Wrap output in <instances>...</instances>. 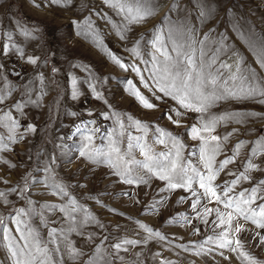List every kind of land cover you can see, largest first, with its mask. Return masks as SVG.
I'll return each mask as SVG.
<instances>
[{"label":"rangeland","instance_id":"374dc122","mask_svg":"<svg viewBox=\"0 0 264 264\" xmlns=\"http://www.w3.org/2000/svg\"><path fill=\"white\" fill-rule=\"evenodd\" d=\"M141 2L153 13L131 22L105 0H0V264H12L6 245L21 235V209L25 214L19 227L25 233L32 230L50 249L59 245L53 260L60 264H89L97 248V264H248L241 252L264 264V243L259 242L264 229L234 214L229 238L239 239L243 248H220L216 236L223 229L216 227L215 210H230L215 198L201 196L193 209L197 196L182 186L168 188L155 170L140 171L143 182L128 184L123 163L114 168L105 157L93 155L102 151L106 156L117 146L129 164V156L140 164L151 163L140 151L146 144L161 162L179 160L188 175L195 178V168L207 176L204 141L191 129L202 128V120L250 114L219 120L214 131L200 135L221 138L204 154L213 157L217 194L222 197L223 186L238 180L230 198L257 188L251 207L264 205V97L238 99L224 92L240 84L231 76L250 78L254 72L264 83V67L253 54L264 49V0H136ZM157 33L173 56L175 44L195 51L197 65L203 66L202 90L220 97L205 113L185 109L156 90L153 55L163 59L152 45ZM209 74L216 77L215 84ZM193 77L196 87L195 73ZM137 91L156 107L144 108ZM12 121L17 123L14 130ZM158 136L164 143L156 142ZM212 144H218L214 156ZM228 158L232 162L220 170ZM249 161L253 168H248ZM54 184L63 186L67 195L57 194ZM191 187L197 195L204 191L196 182ZM72 200L77 211L76 225L70 228L67 213L60 209ZM52 205L56 207H46ZM85 214L92 220L80 226ZM238 224L243 228L237 234ZM53 229L55 244L48 243ZM256 233L260 235L254 239ZM125 240L137 243L115 253L112 245ZM69 248L82 254L72 259Z\"/></svg>","mask_w":264,"mask_h":264},{"label":"snow or ice","instance_id":"6c2138e0","mask_svg":"<svg viewBox=\"0 0 264 264\" xmlns=\"http://www.w3.org/2000/svg\"><path fill=\"white\" fill-rule=\"evenodd\" d=\"M52 3H59V0H52ZM106 4H109L113 7H117L120 12L125 13V19L129 20L131 22H139L142 20L147 19L152 13L153 9L150 7L145 6L142 2L136 3V0H131L129 3L128 0H105ZM204 15V13H201ZM169 38L172 36V30H169L168 33ZM175 44V41H173ZM152 45L155 48V52L159 53L160 57H163V59H159L155 54L153 55V59L156 61L153 65V78L156 80V90L160 93H163L165 96H171L172 99L177 101V103L188 110H194L196 112H199L201 114L205 113L210 106V103L214 99H219L220 97L216 96L215 92L213 91L211 94H205V92L201 88V82L204 79V72H203V66H198L195 56V51L190 46H185L181 44H175V47H173L172 51L175 52V56H173L166 48L164 42L161 40L160 35L157 33L155 34V39L152 41ZM256 55L257 62L260 63L261 67H264V49H261L259 52L254 51L253 53ZM203 55V52L201 50V56ZM113 60L117 64H119L120 67L125 68L126 66L115 56L112 57ZM29 63L35 64L36 59L29 58ZM222 68H227V65H221ZM139 72V70L137 69ZM193 73H195L196 76V87H193ZM219 75V74H217ZM210 80L209 82L212 84L216 83V77L211 76L209 74ZM143 79V77H141ZM231 81L235 82L237 79H239L240 84L237 85L236 89H228L225 88L224 92L233 98L243 99V98H252L256 96L264 97V83H261L258 81L255 77V73L252 72L250 78L244 77V76H231L229 78ZM73 90H72V96L73 98H76L78 95V91L76 89V81L73 79ZM227 83V81L225 82ZM147 87V84L145 85ZM136 97L138 98L139 102L142 104V106L146 109H154L156 107L155 104L150 102L146 97L141 95L138 91L134 93ZM159 98V97H157ZM3 101V96L0 95V102ZM195 101V103H194ZM19 105L17 108L19 109ZM176 115H180L179 112L176 113ZM247 115L250 114H234L233 117H218L213 118L208 121L202 120V128L193 127L191 129V132L194 137H199L201 140L204 141L205 147L201 149L202 157L206 159V166L208 170L207 176H205L203 173L198 171L195 168H192V172L195 173V178L193 176L188 175V169H186L182 163L177 161H167L166 163L161 162L157 158H155L154 154H152V149L149 148L146 144L142 145L140 148L141 154L145 156L146 161H150L151 163H143L140 164L138 161H135L134 158L129 156V159L132 161L131 164H129L128 160H125L123 154L121 153V150L119 147L114 146L112 151L105 154L102 151H97L94 153V156L97 157H105L109 160L112 167H117V163H123L124 168L122 170V176L124 179V182L128 184H135L137 182H143L142 176H140V171L146 170L147 173H153L155 170L156 175H158L159 179L167 181L168 188L174 189L177 187H185L192 191V194L194 196H197V199L192 203L191 207L193 209L196 208L197 204L200 203V197H211L215 198L216 202L223 205L225 209H229L227 213L220 212L219 209L216 211V227L222 228L223 230L217 234L216 240L218 241V247L220 248H232L233 251H235L237 248H243V244L239 239H230L229 234L230 230L232 229V220L234 218V214L237 217L243 218L244 221H250L251 224L255 225L257 228L264 229V205L257 206V208H252L251 205L256 201L257 199V188H253L250 192L247 194L241 193L238 198H230L228 196L229 191L231 190L232 186L236 183H238V180H235L232 182V184H225L223 186V193L222 197L221 195H218L215 189L212 186V181L214 180L215 176L217 175L216 172L212 170V156H205L204 154L209 151L208 145L211 142H217L221 138L219 136H211L210 139H205L200 133L203 132H212L215 129V125L219 120L222 119H232L235 117H241V119ZM165 117L169 120H172V122L176 125H179V121L173 120V117L170 114H165ZM9 120L12 118L10 116H7ZM240 122V121H238ZM139 125V122H137ZM12 130L17 127V123L15 121H12ZM145 129L147 128V125H144ZM28 130H34L33 126H28ZM157 132L160 133L161 136L168 135L167 133H164L163 130L157 129ZM89 144L92 141V136L89 135L87 137ZM158 143H164V140L160 139V137H157ZM262 144H264V141H261ZM129 148L132 147L131 144L128 145ZM218 150V144H212L211 145V151L213 153V156L215 152ZM85 153H81V155H84ZM257 153L253 152L252 155L255 156ZM179 153H177V156ZM168 154H164V159L167 160ZM91 158V157H90ZM102 162V161H100ZM232 162L231 158L225 159L221 166L220 170H223V168ZM133 165H137V169L133 168ZM254 165L251 163V161L248 162V168H253ZM136 172L135 178L133 177L132 173ZM230 175H232L230 173ZM244 179H248L247 176H244L241 174ZM196 182L199 185V188L203 189L204 191L202 193H199L197 195V190L193 189L191 185ZM264 184V181L261 182ZM56 188L57 194L66 196L67 193L64 190L63 186L60 185H52ZM123 195H128L127 193H124ZM4 193H0V197H3ZM46 207H52L55 208L56 206H46ZM60 211L67 213V218L70 221V228L72 226L76 225V217L74 213L77 211V205L75 200H72L71 203L68 205L67 208H61ZM207 212L213 211L212 209H206ZM24 210L21 209L18 211L17 214V231L21 232V235L19 239L12 237L9 244L6 245V248L8 249V252L10 254V257L12 259V264H60V260H53V253H59L60 248L59 245H57L55 248H48L47 245H42L32 230H28L26 233L24 229H21L19 227L20 220L19 217L21 215H24ZM85 219H81L79 221V225L82 226L85 223L91 222L92 218L87 217V214ZM186 219V217L184 218ZM3 224V221L0 220V225ZM145 230L148 232H152L153 230L150 228H146ZM243 226L237 225L234 229L235 233H240L242 231ZM215 230V229H214ZM158 235V233H157ZM259 233H256L253 237L255 239L256 236H259ZM57 239V232L55 229H53L50 233V239L48 243L55 244ZM209 241H212L213 238L209 237ZM260 243H264V236H260ZM136 241H129L125 240L121 243H116L112 245V248L115 253H118L120 250L127 251V248H124L123 245L130 244L134 245L136 244ZM233 243L235 244V247L233 246ZM100 249L97 248V252L93 254V259L89 261V264H97V256ZM68 254L71 256L72 259H76L79 255L82 253H79L74 248L68 249ZM222 255V253H221ZM241 255L244 257L246 261H248V264H257V261L250 256L248 253L241 252ZM62 259V258H61ZM122 259V257H121Z\"/></svg>","mask_w":264,"mask_h":264}]
</instances>
